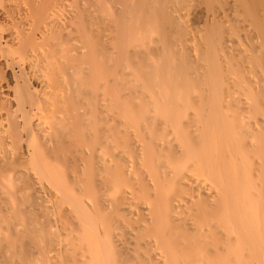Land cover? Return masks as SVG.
<instances>
[{
  "label": "bare ground",
  "instance_id": "obj_1",
  "mask_svg": "<svg viewBox=\"0 0 264 264\" xmlns=\"http://www.w3.org/2000/svg\"><path fill=\"white\" fill-rule=\"evenodd\" d=\"M170 1L190 75L145 0H0V264H264V0Z\"/></svg>",
  "mask_w": 264,
  "mask_h": 264
},
{
  "label": "rangeland",
  "instance_id": "obj_2",
  "mask_svg": "<svg viewBox=\"0 0 264 264\" xmlns=\"http://www.w3.org/2000/svg\"><path fill=\"white\" fill-rule=\"evenodd\" d=\"M156 2H158V4H155ZM160 2H162V3H160ZM168 2H169V4H168ZM170 2H171V3H170ZM145 3H147L146 5L144 4V7L146 6L147 15H148V20H147V22H146V27H147L148 29H147V31H146V34H148V38H149V39H153V38L156 39L157 37H159V38L156 39V41H157V40H158V41L160 40L159 42H158V41H157V42H158V44L160 43V46H161V47H158V48H159L158 50H160V51H159L160 53L157 52V53H158V56H159L160 54L163 55V53H164L163 56H167V57H168V54H169V53H170V55H171V54H176V55H174L176 58L171 56L172 59H173V58H174L175 60L177 59L176 61H180V62L184 61V62H183V66H184V67H183V66L180 67V65H182V63L180 64V62L178 63V62H176V61L173 59L174 63L176 62V63H178V65L180 64L179 67L174 66V67H175L174 69L176 70L175 72H177V68L182 69V70L185 68V69H184V71H185L184 73L190 75V73H193V72H189V73H188L187 71H192V69H193L192 67H196V66H198V64H197L196 66H194V63L192 62L194 58L191 57L192 60L190 59V57L188 56V54H190V53H189V50H188V48H186V47L183 45V43H182V42L184 41L183 39H184L185 37L188 38V36H189V35H188V34H189V31H188V30H189V29L186 28L187 26H184V23H183V22H182V24H181V21L177 20L178 18H174L175 15H173V12H172V11H173V8H174L173 6H174V4H176V3H175V2H172V1H170V0H168V1H167V0H150V2H149L148 0H145ZM148 3H149V4H148ZM159 4H161V5H160L161 8H160ZM171 4H172L173 6H172ZM148 5H149V6H148ZM153 5H154V6H153ZM162 5H163V6H162ZM158 6H159V7H158ZM167 6H168V7H167ZM172 7H173V8H172ZM148 8H149V10H148ZM152 8H153V9H152ZM155 8H156V9H155ZM163 8H164V9H163ZM159 9H160V10L163 9V11H160ZM169 9H170V11H168ZM153 10H154V12L157 11V12H156L157 14H156V13H153ZM164 10H165V11H164ZM166 10H167L168 13L166 12ZM171 10H172V11H171ZM149 11H151V12H149ZM148 12H149V14H148ZM170 12H172V13H170ZM160 13H161V14H160ZM165 13H166V14H165ZM151 14H152V15H151ZM153 14H154L155 16H154ZM158 14H159V15H158ZM168 14L170 15V17H169ZM171 14H172V15H171ZM164 15H165V16H164ZM194 15H195V14H194ZM194 15H193V21H192L193 23L196 21L194 24H198V22L200 21V17H201V16L204 18V16H203L202 14H201V16H200V13H196V15H195V16H194ZM149 16H151V17H149ZM171 16H172V18H171ZM160 17H161L162 19H160ZM152 18H153V19H152ZM173 18H174V19H173ZM154 19H155V20H154ZM164 19H165V20H164ZM166 19H167V20H166ZM201 19H202V18H201ZM194 20H195V21H194ZM155 21H157V22H155ZM167 21H168V22H167ZM152 22H155V23H152ZM164 22H167V24H165ZM178 22L181 24V26L179 25ZM137 24H138V22H137ZM154 24L158 26V27L156 26V27H157V30H154V29L156 28L155 26H153ZM158 24H159V25H158ZM163 24H164V25H163ZM150 25H151V26H150ZM161 25H162V26H161ZM165 25H167V26H165ZM152 26L155 27L153 30H152ZM146 27H144L145 30H146ZM149 27H151V28H149ZM140 28H141V27H140ZM140 28H139V29H140ZM142 28H143V26H142ZM144 28H143V31L145 32ZM232 28H233V27H232ZM149 29H151L152 32H151V30H149ZM162 29H164V30L167 29V30L164 31V30H162ZM141 30H142V29H141ZM141 30H140V31H141ZM160 30H161V31H160ZM225 30H226V29H225ZM225 30L222 31V35H224V36H225V34H226L227 31H232L231 33H233L234 28H233V30H230V29L227 30V31H225ZM149 31H150V34H149ZM154 31H155V32H154ZM156 31H157V32H156ZM159 31H160V32H159ZM163 31H164V32H163ZM141 32H142V31H141ZM144 32H143V33H144ZM147 32H148V33H147ZM165 32H166V33H165ZM167 32H168V33H167ZM185 32H186V34H185ZM187 32H188V33H187ZM223 32H224L225 34H223ZM235 32H237V31L234 30V33H235ZM154 33H155V34H154ZM159 33H160V35H159ZM163 33H164V34H163ZM144 34H145V33H144ZM144 34L141 33V35H144ZM161 34H163V35H161ZM165 34H166V35L168 34V37H169V38L166 37ZM185 35H186V36H185ZM187 35H188V36H187ZM222 35L220 34V37H218V40H221V41H219V42H217V43L215 42L216 44H215V43H211V42L208 43L209 41H207L206 39L208 38V40H209V37H207V36H205V37H207L206 39L199 40V41H202V42H203V41H206V43H208V45H206L207 47H211V46H212L211 48H209V52H210V53L208 52V48H207V49L205 48L206 46H205L204 48L207 50L208 53H206V50H205L204 48H202V49H204L205 51L202 50V53H200V52L198 51V48H199V46H200L199 43L202 44L201 42L198 41L199 43H197V44H198L199 46L196 45V46H198V47H196V48H197V51H198L199 54H201V55H202V54H204V55H205V54L209 55V56H207V58H206L207 61H209V57H210L211 54L214 55V56L211 55V56L213 57V59H212L213 61L211 60L212 57H210V61L212 62V63H211V62L209 61L210 64H208V62L205 63L206 61H205V62L203 61V58H204V57L202 56V59H201L202 62L200 61V62L202 63V65H203V63L206 64V66H207V64H208V66L210 65L209 67H206V66H205V67L202 68V70H203V69L205 70L204 73H206V75H208L207 72H208V73L210 72V73L213 74V72H211V70H212V68H213V70H214V68H215L214 60L217 61V63L215 62V63H216V67H217V66H219V67L221 66V67H222V65L220 64V62H221L220 57H221V55H222V52H221V51H222V49H221V48H222V44H220V43H222V41L224 42V37H223ZM150 36H151V37H150ZM152 36H153V38H152ZM154 36H155L156 38H155ZM162 36H163V37H162ZM164 36H165V37H164ZM221 36L223 37V39H222ZM144 37H145V36H144ZM144 37H142V38L144 39ZM146 37H147V36H146ZM160 37H161V38H160ZM183 37H184V38H183ZM179 38H180L181 40H180ZM182 38H183V39H182ZM186 38H185V40H186ZM203 38H204V37H203ZM145 39H146V38H145ZM149 39H148V40H149ZM154 39H153V40H154ZM168 39H169V40H168ZM176 39H179V40H176ZM148 40H147V41H148ZM153 40H151V41H153ZM164 40H165V41H164ZM147 41H146V42H147ZM168 41H170V42H168ZM177 41H178V42H177ZM213 42H214V41H213ZM134 43H135V45H136L137 47H138V45H140V44H138V41H137V42H134ZM136 43H137L138 45H137ZM161 43H162V44H161ZM165 43L168 44V45H166ZM178 43L180 44V46H178V47H179V50H178V47H177L178 52H176L177 50H176V48H175L174 46H176ZM181 43H182L183 46L181 45ZM206 43H204V44H206ZM146 44H147V43H146ZM184 44H185V41H184ZM209 44H210V46H209ZM213 44H215V45H214L215 47L213 46ZM169 45H170V46H169ZM181 46H182V47H181ZM203 46H204V45H203ZM203 46L201 45V47H203ZM162 47L164 48L163 50H162ZM171 47H173V48H171ZM180 47H181V48H180ZM201 47H200V48H201ZM213 47H214V48H213ZM139 48L142 49L141 47H139ZM139 48H138V50H139ZM165 48H166V49H165ZM174 48H175V49H174ZM184 48H185V49H184ZM200 48H199V50L201 51ZM170 49H171V51H168V50H170ZM210 49H212V50H210ZM161 50H162L163 52H162ZM164 50H165V51H164ZM172 50H173V53H172ZM180 50H181V51H180ZM213 50H214V51H213ZM130 51H131V53H132L133 51H134V53H135V52L137 51V49H136V51H135V49H134V50L131 49ZM140 51H141V50H140ZM140 51H139V52H140ZM166 51H167V53H166ZM186 51H187L188 53H187ZM203 51H204V52H203ZM216 51H217L218 53H215ZM170 55H169V56H170ZM190 56H191V55H190ZM199 56H200V55H199ZM215 56H216L217 58H216ZM230 56H231V55H230ZM230 56H229V58L232 59V60H229L230 68H231V64H232V66L234 67V69H235V67L237 66L238 68L236 67L235 71H234V69H231V70L234 71L233 73H235L236 71H237V73H238V72L240 71V69H241V68H240L241 66H239V64H238V63H239V62H238L239 60H238V61L236 60V59H238L237 57H236V58H233V57H230ZM159 57H162V56L160 55ZM167 57H166V58H167ZM205 57H206V56H205ZM166 58H163V57H162L163 60H166ZM168 58H169V57H168ZM168 58H167V60H170V59H171V58H170V59H168ZM178 58H180V60H178ZM214 58H215V59H214ZM181 59H183V60H181ZM217 59L219 60V62H218ZM167 60H166V62H167ZM204 60H205V58H204ZM170 61H171V60H170ZM173 61H172V62H173ZM231 61H232V62H231ZM233 61H234V62H233ZM236 61H237L238 63H237ZM194 62L196 63L197 61H195V59H194ZM169 63H171V62H168V64H169ZM176 63H175V64H176ZM184 63H185V64H184ZM229 63H228V64H229ZM233 63H234L235 65H233ZM175 64H174V65H175ZM191 64H192V65H191ZM212 64H213V65H212ZM217 64H219V65H217ZM169 65H170V64H169ZM172 65H173V63H172ZM176 65H177V64H176ZM170 66H171V65H170ZM170 66H169V67H170ZM191 66H192V67H191ZM211 66H212V67H211ZM213 66H214V67H213ZM172 67H173V66H172ZM190 67H191V68H190ZM219 67L215 68V70L217 69L216 72H217V71H220V72L216 73L217 75H216V74H214V75H216V76H215L216 79H217V76H219L218 79H220V78H221V77H220V74L223 73V75H221V76H223L222 78L225 80V78H227V75H225V74H227V73L229 72V71H226L227 68H228V66H227V68L225 67L226 70H225L224 67H222V68L220 67V69H218ZM189 68H190L191 70H190ZM199 68H200V67H199ZM205 68H206V69H207V68H211V69H208V70L206 71ZM223 68H224L225 71L223 70ZM171 69H172V68H171ZM187 69H189V70H187ZM194 69H195V68H194ZM221 69H222L223 72L221 71ZM238 69H239V70H238ZM182 70L180 71L181 74H183V73H182ZM196 70H197V71H194L195 73L198 72V71L200 70L201 73L204 74L203 71H202L201 69L198 70V69L196 68ZM209 70H210V71H209ZM228 70H230V69H228ZM172 71H173V70H172ZM200 71H199V72H200ZM231 72H232V71H231ZM231 72H230V73H231ZM240 72H242V71H240ZM240 72H239V74H238L239 76L237 75L238 78L235 77V79H238V80H236V81L234 80V81H235L234 83L237 84V85L239 84V77H240V76H241L240 78L243 79L242 81L245 82V79L243 78L244 76H243V74H240ZM177 73H179V71H178ZM177 73H175V75H176V76H177V75L179 76V74H177ZM201 73H200V74H201ZM210 73H209V74H210ZM233 73H232V74H233ZM200 74H198V73H197V74H194V77H193L192 74H191V76H192L193 78H195V79H196L197 77L200 78V79H204V78L206 77V76H204V78H203V76L200 77V76H201ZM218 74H219V75H218ZM197 75H198V76H197ZM204 75H205V74H204ZM173 76H174V75H173ZM176 76H175V77H176ZM178 76H177V77H178ZM180 76H181V75H180ZM180 76H179V77H180ZM182 76H183V75H182ZM184 76H185V75H184ZM184 76H183V79H184ZM186 76H187V75H186ZM224 76H226V77H224ZM234 76H236V74H235ZM242 76H243V77H242ZM187 77H188V76H187ZM207 77H209V75H208ZM210 77H211V75H210ZM210 77H209V78H210ZM212 77H213V75H212ZM189 78H190V77H189ZM193 78H191V79L185 78V80H187V81H188V80H191V81L193 80V82H194V79H193ZM198 78H197L196 80H197L198 83H199V81H200L199 86H200L201 82H206V83H207V81H201V80L198 81ZM209 78H208V79H209ZM222 78H221V79H222ZM180 79H182V77H181ZM208 79L205 78V80H208ZM218 79H217V81H215V78H213V79H211V80L209 79L210 81L214 80V82L212 81V82H213L212 84H214L215 89H217V90H218V87L216 88V86H217V84H218ZM221 79H220L219 81H222ZM185 80H184V81H185ZM187 81H185V83H187ZM225 81H226V80H225ZM188 82L191 83V84H193V82H190V81H188ZM216 82H217V83H216ZM226 82L228 83V81H226ZM226 82H224V83H223V82H219L220 84H218L219 86H220V85L222 86L223 84L225 85V86L223 85L224 87L222 86L223 91L226 90V89L228 88V85H227ZM236 82H237V83H236ZM194 83H195L194 85L197 84L196 81H195ZM240 83H242V82H240ZM208 84H211V83L209 82V83H207V85H208ZM215 84H216V85H215ZM228 84H229V83H228ZM245 84H246V83H244V84L242 83V84H240V85H241V86H242V85L245 86ZM187 85H188V84H187ZM201 85H202V84H201ZM203 85H206V84L203 83ZM207 85H206V86H207ZM188 86H190V84H189ZM206 86H204V88H205ZM208 86H210V85H208ZM226 86H227V87H226ZM191 87H192V86H191ZM202 87H203V86H202ZM211 87H212V85H211ZM225 87H226V88H225ZM224 88H225V89H224ZM207 89H208V87H207ZM209 89L211 90V88H209ZM213 89H214V87H213ZM221 90H222V89H220V92H219V91H215V92H217L218 95H219V94H222V91H221ZM227 91H228V89H227ZM227 91H224V92H227ZM259 93H261V92L259 91ZM259 93L257 92V94H259ZM226 94H227V93H225L224 95H226ZM260 95H262V93H261ZM260 95H258V98H259V99H260V97H261ZM259 96H260V97H259ZM212 97H213V96H212ZM225 97H226V96H225ZM220 98H222V97H220ZM220 98L218 97L217 99H219V100H223V99H224V98H223V99H220ZM214 99H216V98H214ZM214 99H212V100H214ZM217 99H216V100H217ZM216 100H215V102H216ZM219 100H217V101H219ZM220 102H222V101H220ZM234 105H235V109H236V107L238 108V106H236V104H234ZM234 105L232 104V106H234ZM236 112H237V111H236ZM231 113H232V112H231ZM228 114H229V113H228ZM233 115H234V114H233ZM233 115L230 114L229 118L231 117L230 119H232ZM234 118H235V120H239V119L236 118V116H234ZM234 118H233V120H234ZM235 122H237V121H235ZM238 122H239V121H238ZM240 122H241V120H240ZM240 124H241V123H240ZM240 124H239V125H240ZM239 125H238V126H239ZM242 125H243V124H241L240 127L243 129L244 127H242ZM245 125H246V124H245ZM236 126H237V123H236ZM240 127H238V128L241 129ZM246 127H247V126H246ZM242 129H241V130H242ZM241 130H240V131H241ZM247 130H248V129L246 128V132H247ZM242 131L244 132V131H245V128H244V130H242ZM244 133H245V132H244ZM244 133L241 132V135L244 134ZM244 135H245V134H244ZM245 136H246V135H245ZM245 136L242 135L243 138H244Z\"/></svg>",
  "mask_w": 264,
  "mask_h": 264
}]
</instances>
